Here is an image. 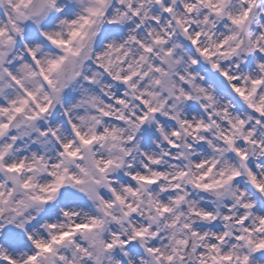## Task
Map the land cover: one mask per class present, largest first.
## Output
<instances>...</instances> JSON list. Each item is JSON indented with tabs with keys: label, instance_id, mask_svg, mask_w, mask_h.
I'll use <instances>...</instances> for the list:
<instances>
[{
	"label": "clouds",
	"instance_id": "obj_1",
	"mask_svg": "<svg viewBox=\"0 0 264 264\" xmlns=\"http://www.w3.org/2000/svg\"><path fill=\"white\" fill-rule=\"evenodd\" d=\"M262 221L264 0H0V264H264Z\"/></svg>",
	"mask_w": 264,
	"mask_h": 264
},
{
	"label": "snow or ice",
	"instance_id": "obj_2",
	"mask_svg": "<svg viewBox=\"0 0 264 264\" xmlns=\"http://www.w3.org/2000/svg\"><path fill=\"white\" fill-rule=\"evenodd\" d=\"M237 90L239 91V89H237ZM73 155H74V153H73ZM246 207H248V206L246 205ZM262 223H264V221H262ZM77 227L79 228L80 226H77ZM68 235L69 234L65 233L64 236H61L59 239L63 240ZM56 239H57L56 237H53V241L54 242L56 241ZM260 246L264 247V242H262V244ZM36 247L38 249H41L42 251H46V252H50L52 250V245L51 244H43L41 242H37L36 243ZM34 259H35V257H30V260H34Z\"/></svg>",
	"mask_w": 264,
	"mask_h": 264
}]
</instances>
